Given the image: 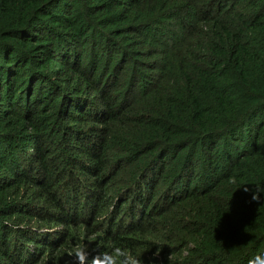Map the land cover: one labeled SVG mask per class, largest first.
Here are the masks:
<instances>
[{
    "label": "trees",
    "instance_id": "trees-1",
    "mask_svg": "<svg viewBox=\"0 0 264 264\" xmlns=\"http://www.w3.org/2000/svg\"><path fill=\"white\" fill-rule=\"evenodd\" d=\"M258 255L264 0H0V264Z\"/></svg>",
    "mask_w": 264,
    "mask_h": 264
},
{
    "label": "clouds",
    "instance_id": "clouds-1",
    "mask_svg": "<svg viewBox=\"0 0 264 264\" xmlns=\"http://www.w3.org/2000/svg\"><path fill=\"white\" fill-rule=\"evenodd\" d=\"M242 187V186H241ZM247 191V189H245ZM254 199H257V195H254ZM125 264H128V261H125ZM131 264H141L139 259H132ZM250 264H264V256H256L254 260L250 261Z\"/></svg>",
    "mask_w": 264,
    "mask_h": 264
},
{
    "label": "rangeland",
    "instance_id": "rangeland-1",
    "mask_svg": "<svg viewBox=\"0 0 264 264\" xmlns=\"http://www.w3.org/2000/svg\"><path fill=\"white\" fill-rule=\"evenodd\" d=\"M117 55H119V54H117ZM117 55H114V56H117ZM116 59H117L118 62H121V61H120V58H117V57H116ZM121 159H122V158H121ZM119 163H120V162H119ZM122 164H124V168H127L128 165L130 164V162L127 163V159H124V160L122 161ZM198 174H199L198 176L202 178V176H204V175L206 174V172H205L204 170L201 169V170L199 171ZM31 202H32V201H31ZM35 205H36V204H35ZM38 205H39V204H38ZM36 206H37V205H36ZM33 208H35V207L32 206L31 209H33Z\"/></svg>",
    "mask_w": 264,
    "mask_h": 264
}]
</instances>
